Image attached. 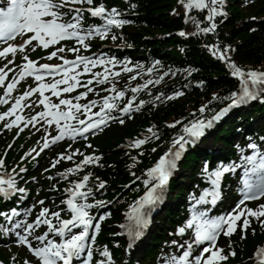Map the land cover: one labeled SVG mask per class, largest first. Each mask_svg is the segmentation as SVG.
Listing matches in <instances>:
<instances>
[{
    "label": "snow or ice",
    "instance_id": "1",
    "mask_svg": "<svg viewBox=\"0 0 264 264\" xmlns=\"http://www.w3.org/2000/svg\"><path fill=\"white\" fill-rule=\"evenodd\" d=\"M184 9L185 17L191 19L196 24L200 32L205 34L213 32L216 28L215 17L217 15H223L221 9L224 4V0H180ZM81 5V7H76ZM83 5H88L85 8ZM94 0H8L6 6L0 7V40L5 42L16 39L17 37H23L28 33L32 35L24 40L23 44L17 46L14 44H8L2 51H0V57L6 58L9 53L15 55L17 51H23L25 46L30 45L32 41H37L39 46L48 48L50 45H55L63 40L75 39L85 49L90 47L85 41L90 36H99L101 39L107 37L113 27L121 28L129 21L119 18L120 12L116 8L106 9L103 4L93 6ZM67 11H62V9ZM192 9L207 10V14L204 17L209 23L207 26L200 27V24L196 21L195 17L188 15ZM88 12L91 17H99L103 23L100 26L84 28L83 17L84 13ZM70 16L68 20H64L63 17ZM181 36L186 33H179ZM111 39L115 41L116 35H112ZM209 47V51L218 59L228 64L231 69V75L238 78L239 89L231 92L225 97H214V99L230 101L226 107L221 108L219 111L208 120L194 119L184 124L179 134L173 137L171 146L168 151L164 153L157 161V163L150 169L147 170L145 175L148 177L144 181L145 185L152 183L151 188L144 197L136 202V209L134 215L130 217L131 223L127 225H121L122 228L126 229V235L129 239V247L133 246V242L141 238L144 234L145 229L149 225V211L150 206L154 205L160 198L158 190L162 192L172 172L177 168V161L180 159L182 152L185 150V146L188 144L196 143L201 137L205 135L207 129L213 126L214 121L220 120L230 109L241 105L248 104L251 101L259 98H264V72L242 69L237 64L232 62L229 53L234 51L230 47L220 48L219 45L213 44ZM35 50V47L33 48ZM66 49L64 47L57 48L56 51L51 52L46 59L52 60L58 53H63ZM73 53H78L79 48L67 49ZM63 60V64L51 65L42 64L37 67L33 61L27 56H24V60L27 61L22 66V72L20 78L23 79L25 76H34L36 81L40 83L36 88L30 89L25 92L23 96L16 99L15 104L12 106L8 113L4 116L10 115L15 112L18 107L21 106V101L26 97L30 96L35 92H39L42 99L39 103L44 106L45 111L39 112L37 115L41 119H47V123L51 125L55 122L58 129V135L52 137L51 143L55 144L57 141L64 139L65 136H69L71 139H75L77 134L84 135L95 130L102 129L106 126L109 120L116 119L112 116L114 110H118L122 115H127L133 110L134 101L136 100V94L142 89L146 88L147 85L153 83H160L163 79L161 76L156 81L149 79L144 85H138L132 87V97L127 100L124 107L118 108L115 101L122 100L125 97V91L118 90L115 86V78L121 75V72H132L133 69L127 65L123 66L120 71H114L108 67L111 65L114 69L116 64L119 63L115 58L100 57H87L76 55L75 60H67L64 57H60ZM11 63V61H9ZM158 63V62H157ZM83 66L82 73L88 74L92 68L98 66L103 68V71L91 72V78L86 83H81L79 76L82 74L77 72L76 69ZM153 69H149L151 72ZM62 74V78L55 80L53 83H44V75L42 74ZM6 73L3 69H0V85H2L6 79ZM167 75V73H165ZM112 80V87L105 89V91L114 93L112 96H104L102 103H99V110L92 112V108L98 105L97 100H91L88 103H79L82 99L87 97L88 92H92L93 88L89 85L105 84L109 80ZM131 80L136 79L133 75ZM17 81L15 78L12 83L7 85L8 95L15 87ZM59 85H65L62 89H59ZM83 87L86 91L81 92L79 95L74 97L73 100L61 98L59 104L51 103L48 98L44 96L46 90H51L52 95L60 97L61 92L70 93L73 92L77 87ZM183 95L182 92H176L175 96ZM157 96L156 99H160ZM173 96H168L167 99H173ZM47 101V102H46ZM4 98L0 97V103H4ZM146 101L140 100L139 104L135 105V109L139 110ZM61 105L66 106L67 110H62ZM55 109L56 111H52ZM207 110V106H202L199 112L203 114ZM81 114L85 119H81ZM4 116H0V120L4 119ZM20 116L16 117V120L12 121V124L6 125L11 127L17 121L22 120ZM36 117H32V121H35ZM64 121V125H61V121ZM76 120L77 126H73L69 121ZM32 121H29L31 123ZM121 124L124 123L123 119H120ZM177 124H181V121H176L168 127H176ZM148 132L152 133V136L159 138L152 128L148 129ZM151 137H145L144 139H137L133 142V146L139 147L145 144ZM44 148L49 147L47 138H45ZM91 147V145H89ZM249 148L253 150V154L244 157L247 164L251 167L245 172V176H256V180L245 179L243 181V187L239 189L241 193V199H239L236 207L229 213L217 216L213 219H201L205 217L204 212H199L193 216V220H197L196 230L193 238L187 244V248L183 250L182 254L173 256L170 260H167L165 264H221L228 257L223 254V249L217 247V239L221 233L230 237L237 230V221H240L242 217V239L246 238V231L250 227L251 221L248 217L255 218L260 222L261 226L264 227V203L260 204L256 209L248 208L246 201L258 200L264 198V152L258 150V146L255 143H250ZM43 150V149H41ZM35 151V150H33ZM152 151H156L153 149ZM61 159H72V154L61 156ZM135 159V157H133ZM99 160V157L85 156L80 164L76 165V168L67 169V173H73L80 169L81 165L92 163ZM4 161L0 160V167H2ZM55 167V162L53 163ZM236 165L221 166L215 171L209 172L207 166L204 171L207 173L210 183L212 185L211 191L205 189L201 194L197 203L209 202L206 200L208 196H211L210 203L215 204L219 199L222 198L221 192V178L225 173L234 172ZM24 171V169H21ZM61 176L66 178V173H61ZM52 179V177H49ZM89 176L85 175L81 181L75 182L73 189L67 190L69 192V198L65 203L70 210L71 218L62 219L60 211L50 212L47 208H42L39 215L37 216L33 224H27L25 232L28 235L19 236L18 241L20 245L28 247L29 251L39 260L40 264H74V261L79 260L86 252L87 258L83 260V264H90L93 256V250L89 247V240L94 241L95 236L89 235V229L95 227L99 230L100 225H93L92 217L89 215L87 209L91 208L92 205L87 203H77V198L87 199L92 189L89 188L87 192L81 191L86 186ZM7 184L8 188L2 187ZM15 181L12 178L7 180L0 178V192L5 195L8 194V189H14ZM99 188L104 187V182L101 181L98 185ZM20 191H23L21 189ZM41 204L44 201H40ZM103 202H98L102 204ZM243 206V207H242ZM13 210V215H16ZM55 218L56 223H53L52 219ZM6 219L11 217L5 215ZM193 220H189L185 227L179 229V233L183 234L186 229L193 227ZM41 224L47 226V231L42 235L35 236L34 239L39 244L33 247L32 242L28 239L29 235H32L34 228H38ZM21 224H17L16 227H21ZM73 229H80L78 232H74ZM49 234H53L59 237V241L50 239ZM207 242V246H203L199 254L193 256V247L202 246ZM175 243V242H174ZM229 247H231L229 245ZM208 254V255H206ZM229 255L234 256L235 252H230ZM256 258L258 264H264V247L257 249ZM101 256L104 260H101L99 264H112V257L107 248L103 250ZM25 264H28L26 261Z\"/></svg>",
    "mask_w": 264,
    "mask_h": 264
},
{
    "label": "trees",
    "instance_id": "2",
    "mask_svg": "<svg viewBox=\"0 0 264 264\" xmlns=\"http://www.w3.org/2000/svg\"><path fill=\"white\" fill-rule=\"evenodd\" d=\"M136 15L138 19L135 23V30L132 38L144 42L146 45L157 46L158 55L167 59L170 64H192V71L189 70L187 81L182 79L181 86L186 87V92L182 89L183 95L159 102L154 98L147 99L146 103L140 107L137 121L126 125L124 128H117L116 137H108L104 144L106 147L101 151L103 159L101 167L91 168L94 175L109 184L115 189L118 184L129 182L131 173H141L153 157V154L160 152L164 147L166 139H162L164 134L163 124L170 120H177L181 117L191 118L193 112L202 106H207V110L222 100L214 97L228 96L234 89L229 72L226 71V63L216 59L207 46L213 45L215 38L220 39L225 46L234 49L229 55L232 62H236L243 69H252L264 60V21L253 22L240 11L235 4V0H226V18L216 32L215 36L206 35L199 31L196 24L191 19L185 17L183 6L177 0H136ZM264 2L252 6L255 9V20L264 13ZM200 24L204 21V14L191 13ZM192 30L197 34L184 39H178L175 32L182 30ZM256 29V30H253ZM164 36L163 40H158L155 35ZM167 35V36H166ZM145 36V37H144ZM169 60V61H168ZM194 83L203 82V87L191 88L188 81ZM162 94V92H161ZM200 107V108H199ZM206 110V111H207ZM205 111V112H206ZM155 128L158 132V139L153 141L143 152V161L137 166L130 160L129 153L117 149L114 143L123 140V137H139L145 128ZM114 138V141L112 139ZM112 141V142H111ZM151 149H156L155 153ZM146 151V152H145ZM195 153L187 156V162L197 159ZM108 186L107 190H112ZM123 197V195H122ZM259 239V238H258ZM260 240V239H259Z\"/></svg>",
    "mask_w": 264,
    "mask_h": 264
},
{
    "label": "bare ground",
    "instance_id": "3",
    "mask_svg": "<svg viewBox=\"0 0 264 264\" xmlns=\"http://www.w3.org/2000/svg\"><path fill=\"white\" fill-rule=\"evenodd\" d=\"M261 101H264V100H261ZM264 105V102H261V104H259L258 106L260 107L261 105ZM256 107V106H255ZM200 108V107H199ZM197 155H199V153H197ZM187 155H185V157H186ZM261 218H264V217H261ZM257 227V226H256ZM257 230V232H256V235H258L260 238H262L263 240H264V227H262L261 226V228H257L256 229ZM259 230L261 231L260 233H259ZM149 238V237H148ZM148 238H145V240L146 241H150ZM200 247V246H199ZM198 247V248H199Z\"/></svg>",
    "mask_w": 264,
    "mask_h": 264
},
{
    "label": "rangeland",
    "instance_id": "4",
    "mask_svg": "<svg viewBox=\"0 0 264 264\" xmlns=\"http://www.w3.org/2000/svg\"><path fill=\"white\" fill-rule=\"evenodd\" d=\"M237 7L240 8L242 11L244 10L245 13L246 12L254 13V11H255V9H251V4L250 3L244 4V5H237Z\"/></svg>",
    "mask_w": 264,
    "mask_h": 264
}]
</instances>
